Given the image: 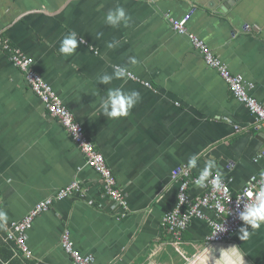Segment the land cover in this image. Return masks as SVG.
Masks as SVG:
<instances>
[{"label":"crops","instance_id":"1","mask_svg":"<svg viewBox=\"0 0 264 264\" xmlns=\"http://www.w3.org/2000/svg\"><path fill=\"white\" fill-rule=\"evenodd\" d=\"M117 6L131 18L127 27L105 23ZM186 15L189 31L243 76L264 105V0H0V37L33 60L84 126L128 203L124 210L106 196L98 174L0 44V264H75L61 244L66 231L97 264H239L241 255L244 264H264V224L247 226L246 240L239 230L226 243L209 246L211 227L193 219L180 250L162 226L177 207L179 171L189 168L193 154L199 155L198 167L189 168L193 174L212 159V173L234 194L264 171V128H257L256 116L206 65L190 38L174 29L171 20ZM72 31L85 43L66 57L59 47ZM113 41L118 44L109 49ZM114 66L131 75L99 85L97 77L111 75ZM110 87L140 93L127 117L101 115L100 99ZM76 181L82 193L57 201L35 220L26 258L6 240L8 232ZM203 193L197 185L190 188L192 199Z\"/></svg>","mask_w":264,"mask_h":264},{"label":"built area","instance_id":"2","mask_svg":"<svg viewBox=\"0 0 264 264\" xmlns=\"http://www.w3.org/2000/svg\"><path fill=\"white\" fill-rule=\"evenodd\" d=\"M190 20L191 15H186L180 19H172L171 23L177 33L190 38L193 47L202 55L206 65L219 73L235 99L256 116L257 128H264V105L251 95L252 85L243 76L234 74L228 65L214 54L205 41L189 31L188 23ZM0 44L9 52L13 65L23 73L32 92L44 104L48 113L58 119L64 130L83 153L87 164L98 174L106 196L125 210L128 203L124 190L119 185L105 156L98 151L95 144L87 136L84 126L77 121L73 112L65 105L53 87L34 69L31 58L27 57L20 49L12 47L8 39L0 37ZM260 157L264 159V151ZM179 175L181 181L177 207L167 213L162 220V226L172 237L171 243L179 250L183 236L193 219L206 220L211 227V233L206 241L207 245H219L229 241L244 225V222L239 218V213L243 211L246 203L255 201L256 194L262 187L259 179L247 185L238 194H234L229 183L218 174L211 173L210 180L219 178V187L208 184L202 195L192 199L190 188L196 185L195 180L199 174L195 175L191 169L184 167L180 169ZM83 191L82 184L76 181L61 189L53 197L41 201L21 221L13 225L6 240L13 241L23 255L30 259L31 251L27 241V233L35 220L49 211L57 201L67 199ZM248 192H251V196L247 194ZM207 213H212L213 216L210 217ZM61 244L75 264H97L93 255H84L75 247L69 231L63 234Z\"/></svg>","mask_w":264,"mask_h":264},{"label":"clouds","instance_id":"3","mask_svg":"<svg viewBox=\"0 0 264 264\" xmlns=\"http://www.w3.org/2000/svg\"><path fill=\"white\" fill-rule=\"evenodd\" d=\"M130 16L126 13V10L123 7L117 6L114 9H111L105 15V23L111 27L118 28L121 25L127 27L130 21ZM103 33H97L96 39H100ZM85 41L83 37L78 38V35L75 31L68 33L61 41L59 47V53L70 57L77 52V49L80 44H84ZM118 42L113 41L108 43V48L113 49L117 46ZM131 64H136L137 61L135 58L130 59ZM131 73L126 67L114 66L113 73L102 74L97 77L99 85H109L114 79H124L130 76ZM141 96L138 91H124L120 87H110L107 89V94L100 99L99 111L102 116L107 119L118 120L123 117H127L130 111L140 102ZM199 155L193 154L188 159L187 167L195 169L198 167ZM216 165L212 159L206 161L203 168L200 169L198 178L195 180V184L199 188H205L208 184H213L216 187H219L220 180L219 178L215 180H210V175L212 170L215 169ZM259 183L262 185L260 190L257 192L255 201L252 203H246L244 205L243 211L239 213V218L246 225L245 227L240 228V239H248L250 232L247 226H250L252 229L261 228L264 224V171L260 173ZM255 180V177H253ZM168 185L165 186L164 191L167 189ZM251 196V192L247 193ZM4 213L0 212V216H3ZM239 264H244V257L241 255L239 258Z\"/></svg>","mask_w":264,"mask_h":264}]
</instances>
